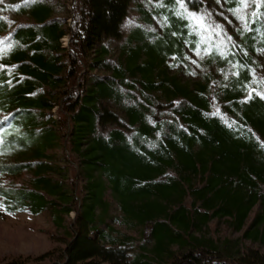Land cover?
<instances>
[{"label": "trees", "instance_id": "1", "mask_svg": "<svg viewBox=\"0 0 264 264\" xmlns=\"http://www.w3.org/2000/svg\"><path fill=\"white\" fill-rule=\"evenodd\" d=\"M134 1L21 8L33 21L0 53V216L47 213L64 246L2 264H264L245 245L264 246V9L225 41L189 15L202 0H154L137 11L161 30L138 27L113 59ZM172 57L192 80L169 73ZM107 197L135 235L111 226Z\"/></svg>", "mask_w": 264, "mask_h": 264}, {"label": "rangeland", "instance_id": "2", "mask_svg": "<svg viewBox=\"0 0 264 264\" xmlns=\"http://www.w3.org/2000/svg\"><path fill=\"white\" fill-rule=\"evenodd\" d=\"M43 2L53 8L52 17H67L71 12L72 0H0V22L7 23L8 32L0 34V53L3 50L9 49L11 44L9 43L10 36L13 31L24 24L31 23L33 20L30 16L22 14L21 8L28 7L27 4H33L34 2ZM204 3L202 10L195 13L193 21L202 33V38H205L207 32H217L225 41H240L242 35L239 34V30H244L248 26L249 18L253 15V12L259 14L264 9V2L262 0H247L248 7L244 8L241 4V0L238 2V6L235 9H240L239 15H242L243 20L239 19L237 15L233 14V11L229 9L226 4V0H202ZM157 3L154 0H135L130 6V11L123 23V32L121 39L110 41L108 47L111 49V56L116 59V55L120 53V45L125 44L132 36L138 27H143L147 31H160L162 19L152 17L151 23H147L143 20V15L137 11V8H149L154 10ZM17 6H19L17 8ZM256 14V16H257ZM213 28V29H212ZM204 36V37H203ZM212 36V35H211ZM224 41V42H225ZM62 46L67 49L69 46L68 37L63 38ZM227 43V42H225ZM208 50H211V45H207ZM264 52L260 54L262 59L264 58ZM206 50L198 48L195 52L187 51L185 55V62L192 69L197 70L201 60L206 56ZM175 57L169 59V73L172 75H179L182 80H192V76L184 68L181 63L176 64ZM259 93H264L262 84L260 85ZM219 107H216L218 110ZM1 116V115H0ZM79 168V167H78ZM81 169V168H80ZM112 203L111 214L114 219L110 221L111 226L116 230H120L123 233L135 235L133 228L124 223V218L120 212L118 206L114 200H110ZM259 209V208H258ZM258 209L251 214L250 219L254 217ZM0 212H4V207L0 204ZM75 214H70V219L74 221ZM215 229V234L221 237H228L232 240L239 238L240 234L230 233L223 224L217 225L215 222L212 224ZM58 231L54 228L53 221L47 213L32 215L27 212L6 214L0 216V264L13 257L30 256L33 258L39 257L44 253L49 252L54 248H61L64 245L57 240ZM247 247L258 249L264 253V246L253 245L250 242L245 244Z\"/></svg>", "mask_w": 264, "mask_h": 264}, {"label": "snow or ice", "instance_id": "3", "mask_svg": "<svg viewBox=\"0 0 264 264\" xmlns=\"http://www.w3.org/2000/svg\"><path fill=\"white\" fill-rule=\"evenodd\" d=\"M220 0H217V3H219ZM262 2H264V0H262ZM177 3L180 5L181 8H184V0H177ZM241 4L244 8H247L248 7V2L247 0H241ZM19 6H17L18 8ZM233 14L234 15H237L239 19L243 20V16L242 15H239L240 13V9H233ZM257 13L253 12V15H256ZM190 16L194 17L195 18V13H189ZM257 95H259L262 99H264V93H257ZM249 98H251V94H249Z\"/></svg>", "mask_w": 264, "mask_h": 264}, {"label": "bare ground", "instance_id": "4", "mask_svg": "<svg viewBox=\"0 0 264 264\" xmlns=\"http://www.w3.org/2000/svg\"><path fill=\"white\" fill-rule=\"evenodd\" d=\"M61 42H63V39L61 40Z\"/></svg>", "mask_w": 264, "mask_h": 264}]
</instances>
